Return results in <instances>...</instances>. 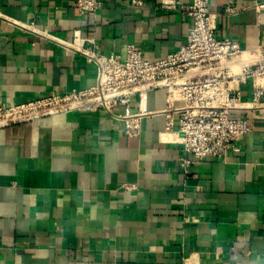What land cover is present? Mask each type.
<instances>
[{
    "label": "crops",
    "instance_id": "obj_1",
    "mask_svg": "<svg viewBox=\"0 0 264 264\" xmlns=\"http://www.w3.org/2000/svg\"><path fill=\"white\" fill-rule=\"evenodd\" d=\"M162 1L102 0L87 14L74 0H0V105L95 81L93 64L20 25L90 38L103 55L122 57L133 44L152 61L175 51L190 25ZM175 1L180 9L189 2ZM229 2L235 10L225 14ZM256 2L264 0H209L215 37H234L243 51L264 45ZM240 88L250 102V85ZM165 96L149 90L146 109H164ZM231 115L252 131L237 151L199 161L164 129L162 114L142 118L137 137L104 111L0 127V264H264V94Z\"/></svg>",
    "mask_w": 264,
    "mask_h": 264
},
{
    "label": "built area",
    "instance_id": "obj_2",
    "mask_svg": "<svg viewBox=\"0 0 264 264\" xmlns=\"http://www.w3.org/2000/svg\"><path fill=\"white\" fill-rule=\"evenodd\" d=\"M208 2L189 0L180 9L175 0L162 1L164 8L188 16L190 25L185 41L175 51L152 61L133 44L125 46L122 57L103 55L90 38L73 36L64 40L31 25H18L93 64L95 81L85 89L51 92L22 104L0 105V127L58 113L104 111L122 121L124 135L137 137L142 118L162 114L164 129H175L183 153L197 161L237 151L235 141L250 133L252 127L245 118L232 116L231 111L257 104L264 94V45L243 51L236 38L215 37L216 12L209 9ZM253 5L259 9L264 2ZM74 6L79 12L95 14L102 0H74ZM234 10L229 2L223 13ZM247 83L250 102L246 103L241 100L240 86ZM157 88L165 90L166 107L149 111L147 92ZM132 97L137 100L135 107L130 106ZM118 105L124 107L122 114L113 113L112 108ZM181 160L184 164L192 162L185 156Z\"/></svg>",
    "mask_w": 264,
    "mask_h": 264
}]
</instances>
